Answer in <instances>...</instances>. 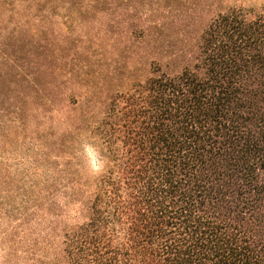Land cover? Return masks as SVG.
Segmentation results:
<instances>
[{
    "label": "trees",
    "instance_id": "trees-1",
    "mask_svg": "<svg viewBox=\"0 0 264 264\" xmlns=\"http://www.w3.org/2000/svg\"><path fill=\"white\" fill-rule=\"evenodd\" d=\"M74 1L0 0V152L22 126L37 141L18 206L0 182L5 217L20 221L9 242L19 238L18 259L264 264V3ZM65 3L107 27L93 39L115 34L118 58L73 97L84 108H60L48 128L53 40L27 28ZM83 144L104 163L95 176L80 169Z\"/></svg>",
    "mask_w": 264,
    "mask_h": 264
},
{
    "label": "rangeland",
    "instance_id": "rangeland-1",
    "mask_svg": "<svg viewBox=\"0 0 264 264\" xmlns=\"http://www.w3.org/2000/svg\"><path fill=\"white\" fill-rule=\"evenodd\" d=\"M79 2L78 0L74 1L76 7H80V4L76 5ZM240 3H245L246 5H253L254 3L262 4L264 0H231L229 2L231 5ZM52 7L51 5L47 11L39 13L40 18H43L46 22L42 23L43 26H40V19H31V23L34 26L27 28L28 31L35 33L33 36L40 35V31L42 30L46 31L53 40L52 52L55 58L51 60L49 58V60L52 62L51 65L54 72L53 78H55L54 84L56 85L53 92L57 101L55 106L51 108L47 107V112L42 115V117L48 119L46 120L48 122V126L46 127L48 128L59 117H62V114L57 111L60 108H64L62 109L64 113L66 112L65 110L80 112L81 108H84L82 103L84 100L82 98L80 104H75L72 100L73 97L79 98L83 95L89 89L88 85H90V82L98 83V77L95 76V72L99 71L105 63L108 64V68H112L115 65V60L118 58L117 54L113 53L112 48L115 46L113 44L116 38L114 33H109L107 40L102 43L97 38L93 39L94 36L103 37L107 30V27L98 24L101 20H93L92 23H95V25L90 27L87 25L90 17H75L77 16L75 10L74 12L68 11L71 4L65 3L63 6L60 5L55 9L54 7L52 9ZM16 8L19 12L22 6L18 4ZM183 9L185 12L187 11L186 7H183ZM13 26L14 24H10V28ZM36 61L43 63L42 61L44 60ZM78 67H85L84 72L79 71ZM145 67L149 68L148 65ZM85 72H88L89 75L86 76ZM82 79L85 81H81ZM48 80L50 81L51 78L49 77L47 82ZM25 91V94L33 95L32 90L28 89ZM23 97L21 96V98ZM34 127L33 124L29 127L22 126L19 131L20 135L11 139V145H7L5 150L0 152V164L2 165L0 182L6 180L10 184L11 189L9 190L14 192L10 193V196H12V206L15 207L21 202L17 192L23 187L24 181L27 179L26 175L33 173V160L37 153ZM79 163H81L80 169L82 173L90 176L97 175L104 167V163L100 160L96 151L87 144H83L80 149ZM4 190L5 188L0 192V264H22L20 259H18L23 256L18 244L20 242L19 238H16L14 247L9 243L10 237L13 234H17L15 227L20 221L14 220L10 222L5 217L4 213L6 209L9 210L10 205L7 200L8 195H6L7 193ZM6 190L8 189L6 188ZM60 241V239L54 240L55 248L59 249ZM12 247L13 249L11 250ZM46 248L49 250L48 246ZM13 253L15 259L11 262ZM50 256H53L52 250H50Z\"/></svg>",
    "mask_w": 264,
    "mask_h": 264
}]
</instances>
